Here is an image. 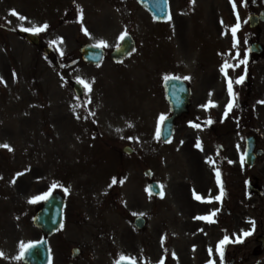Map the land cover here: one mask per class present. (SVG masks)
<instances>
[{"label": "rangeland", "instance_id": "rangeland-1", "mask_svg": "<svg viewBox=\"0 0 264 264\" xmlns=\"http://www.w3.org/2000/svg\"><path fill=\"white\" fill-rule=\"evenodd\" d=\"M81 1V5L87 9L83 10L84 20L81 24L63 23L60 20L59 27L57 21L61 13L54 14V24L49 27L48 37L50 42L57 40L58 37L63 38V43L58 42L54 45L59 48L60 53L79 52L78 43L85 41L87 37L82 28H87L91 35V29L96 33L95 29L98 27L96 22L102 17L99 9L101 5H106L102 0ZM128 1L129 14L127 20H124L122 8L117 10L122 16L116 12L119 16L117 20L119 29L116 31L129 30V32L134 33L137 35L139 45L136 55L122 65H115L111 61H106L98 68H88L80 62L81 69L73 70L74 66L68 62L70 58L66 56L65 65L69 68L63 69L62 73L68 80L62 81L57 72L59 67L55 62L49 61L47 70H43L42 76H39L42 84L40 85V95H38L34 85L30 82L29 71L26 67V63L34 57L36 49L22 50L23 58L21 60H17L16 54L11 51L6 61L1 59L0 54V69L3 68L0 77L6 81V84L0 83V144L7 143L12 148V151H9L0 147V213L12 215L15 212L17 214L20 208L21 212L24 210L27 214V212L32 211L34 214L35 203H30V200L33 196L42 194L40 193L41 187L46 182L42 184L41 180L38 179L30 188L23 187L16 197H14L16 189L13 187L16 180L15 183H12L16 173L28 170L33 165L40 168L38 173L42 169L44 175L48 176L47 191L54 182L57 187L52 191H64V188H68L67 193L70 196L71 208L77 206L80 212L77 225L71 224L69 229L66 228L63 233L52 239L54 253L52 264H68V261H71L69 256L72 246H78L82 251L75 264H115L121 254L134 257L136 260H149V255L153 254L155 229L161 227L164 230L163 235L173 236L172 230L176 228V215L182 211L172 203L175 197L171 192V185L175 184L180 176L176 173L171 174L168 170H180V165L193 164L192 177L197 182L203 181L200 166L208 165L218 168L220 165H224L223 159L231 153L228 146L231 147L233 133L232 131L231 133L223 131L222 134L221 131L218 132L220 130L219 120L218 124L216 123L208 134L203 135L204 138L200 141L202 154L192 153L190 149L182 150L178 142L179 137L175 138L176 146L162 147L155 153L156 139L152 126L154 112L157 111V108L160 107L159 103H161L156 91H154L155 74L153 71L155 54L153 43L156 42L154 38L158 26L153 23L154 21L149 15L142 13L141 8L131 3L130 0ZM175 1L179 2V0ZM17 2L25 1L18 0ZM196 3V8L190 9L192 10L191 15L184 11L187 10L184 8L179 11L180 15L175 13V16L182 15L184 17L182 32H186L187 41L190 43V39L196 33L197 26L193 22L195 18L194 21L202 29L206 30L207 27H212L213 36L218 39L217 41L230 43L227 32H230L231 29H226L234 25L235 18L230 13L229 0H196ZM107 4L108 8H111L109 1ZM230 4L232 3L230 2ZM246 13L248 12L245 7V10L240 13V18H244ZM36 18L40 21L39 14ZM176 20L175 17L169 26H164L166 30H163L165 32L161 30L163 33L158 36L159 40L164 43L169 41L172 33L170 28ZM110 21L116 24L112 14L104 17V22ZM50 23L52 22L50 21ZM33 25H40V23L36 22ZM176 34L179 36L178 33ZM100 35L99 38L107 41L108 46L105 48L108 51L118 45L116 40L111 39L113 35L106 33L105 29ZM205 45L206 50H210L208 53L216 51V48L209 41H205ZM191 52L205 51L192 48ZM211 63L216 65V61L210 62L206 66L208 74L215 70V65L212 66ZM192 72L195 73V65L192 67ZM77 77L88 81L91 84V90H102L100 95L96 92L94 103L102 107L101 116L107 115L105 121L110 124L108 127L110 132L102 130L104 135L117 134L115 150L116 153H120L117 155L118 157L116 155L110 157L114 156L112 153L115 151L112 146L114 144L112 142H100L95 136L93 145L97 148L93 149L94 152L92 153L91 151L88 152L85 156V165L81 167L86 171H77L73 165L78 164L80 166L85 155V149H91L92 132L95 128L100 127V123L96 121L95 124H90L84 117H82L79 126L74 122L73 116L76 113L74 109L77 99H75L68 81L71 78L77 79ZM216 84L220 85L221 82L218 80ZM125 122H129L128 129L130 132L125 126ZM118 123H121V127ZM128 133L132 138L131 140L125 138ZM143 133H146L147 136L138 139ZM126 144H131L134 149H137L134 150L132 156L122 153V147ZM221 144L226 150L221 151L219 149ZM108 156L109 159H107ZM201 156L204 159L203 162ZM209 157L215 161L214 165L207 162ZM146 168L155 171V174L168 188L169 194L165 200L159 201L146 194L144 187L148 180L143 173ZM105 169L108 172L106 175H104ZM208 169L210 170L209 167ZM95 171L102 174L97 175ZM35 175L40 176V174ZM257 175L264 188V173ZM63 176L66 177V180L60 179ZM113 177H116L118 181L123 180L124 183H117L109 188L108 185ZM240 178L243 179V174ZM25 183L23 180L18 182V184ZM243 187L242 185L241 190ZM212 190L213 188L210 189V192ZM127 192H129V196H127ZM124 202L129 208H136L135 211L149 216L151 223L147 231L144 230L141 234H136L131 230L129 224L130 232L124 234L126 218L123 213ZM226 204L229 208L234 205L229 202ZM189 210L192 212L201 209L190 204ZM126 214L131 218L129 213ZM14 218L17 217H10L9 215L6 222L10 223L12 229H16L15 231L19 234L11 237L10 250L2 251L4 256H0V264H21V260L15 259L19 255V244L40 237V232L35 229L30 217L21 221ZM178 218L179 226L183 225L184 221L181 220V217ZM190 223L193 229L194 223ZM200 232L201 230L187 235L188 241L193 244H201L203 237ZM126 238L128 239L127 243ZM166 238L171 240L180 238L182 241L185 239L182 233L174 238ZM251 250V246L247 247L242 250L241 254L250 253V259L254 261L259 257H253ZM200 255L201 253L194 251L193 261L198 260ZM261 258L263 257L261 256Z\"/></svg>", "mask_w": 264, "mask_h": 264}, {"label": "flooded vegetation", "instance_id": "flooded-vegetation-1", "mask_svg": "<svg viewBox=\"0 0 264 264\" xmlns=\"http://www.w3.org/2000/svg\"><path fill=\"white\" fill-rule=\"evenodd\" d=\"M251 8L254 12H258L264 8V0H250ZM45 17L47 18L49 7L54 6L51 0H41ZM71 5L77 7L75 0H72ZM25 7H28L26 4ZM16 9V5L11 0H2L0 1V26L7 28L9 22L15 20V16L12 15V10ZM26 17V8H24V14ZM10 28V27H8ZM20 32V31H19ZM23 38V35H22ZM246 41L245 44L238 42L237 52H239V57L235 54V65L239 63L240 60L247 58L246 64H240L239 67H235L234 73V85L233 90L236 94L234 101V118L239 120V123H243L241 129L249 128L251 129V135L256 138V141L261 142L264 146V104L259 103V101L264 100V22L259 23L256 27L249 29L247 36L243 37ZM39 42L35 47L38 49L37 58L43 56V51L46 49L47 38H38ZM240 37L237 38L239 40ZM260 42L262 44L259 46L260 51L251 52L250 48L254 42ZM9 45V42H4ZM236 52V53H237ZM48 56V53L45 54ZM174 56H177L175 53L170 54V59L164 60L158 58L157 66L158 71L162 67H168V74L172 75L171 67H174ZM196 65V75L193 78V75L188 76L190 79H187V83L191 88V106L188 114L182 115L179 119L177 118V130L181 137L185 140L192 141L195 139L194 131L197 129L192 127L190 122L200 124L206 122L208 117V111H204L201 107L208 103V95L211 92V85L217 80V76L213 74H207L205 59L200 58L197 60ZM175 70V68H174ZM244 75L245 79L242 83H235L236 79ZM165 79L163 78L162 81ZM223 92H217L218 101L222 99ZM160 127V122H159ZM191 168V167H190ZM192 169V168H191ZM254 170V169H253ZM205 210L208 212V207H206L203 212L205 215ZM186 215V213H184ZM208 215V213H206ZM228 216L230 217V228H232V233L235 235V232L240 229V221L244 219V213L240 211L239 208H234V210H228ZM190 216H186V220H183V225L178 227L181 231L187 233L190 231ZM224 214L220 216L216 215L213 217L215 222L209 223L205 221V226L209 230H220L225 231L224 228ZM5 234L8 235L9 229L5 228ZM217 245V244H216ZM216 248V246H215ZM235 259L232 260L234 263ZM157 262H153L156 264ZM158 264V263H157ZM182 264H189L187 261H183ZM237 264H240V262Z\"/></svg>", "mask_w": 264, "mask_h": 264}, {"label": "snow or ice", "instance_id": "snow-or-ice-1", "mask_svg": "<svg viewBox=\"0 0 264 264\" xmlns=\"http://www.w3.org/2000/svg\"><path fill=\"white\" fill-rule=\"evenodd\" d=\"M230 2L232 3V6H233V9L235 10L236 7H237V4H236V0H230ZM192 3H195V0H192ZM80 11V20L82 22V19H83V10L82 9H79ZM12 15L14 16H17L18 19L20 21H25L27 20L28 18L25 17L24 15H21L19 14L15 9L12 10ZM168 19L170 20L171 19V16L168 17ZM221 23H223V21H221ZM23 31H26V32H33V33H39V32H42V31H45L49 26L48 24L45 22L43 23L42 25H33L32 27H23V25H21ZM241 27L240 25V22H239V14L237 13V23H235L232 27H231V35H232V38H233V41H234V44H233V47L235 48L236 47V44L238 43L237 41V37H236V34H237V31L239 30V28ZM82 31L84 32L85 35L87 36H90L91 33H89L88 29L87 28H82ZM128 35L127 31H124L120 34L119 36V39L120 40H124L125 37ZM63 43V38L62 37H58L57 40H52L50 43L52 45H56L57 43ZM97 47H107L108 44H107V41H105L104 39H100L97 41V44H96ZM119 47V45L117 46ZM135 49H133L134 51ZM61 55H63V52L60 53ZM131 53H129L130 55ZM239 52L236 53V56L239 57ZM247 63V58L245 57V59H242L239 61L238 64L236 65H230L227 61L224 62V64L221 66L220 68V71L221 73L224 74L226 80H227V92H228V95L229 97H231L232 99H230L225 107V112H224V116L227 117L228 113L232 110L233 106H234V101H235V96L236 94L234 93L233 91V80L231 78H229L228 76V69L229 68H234V67H239L240 64H246ZM13 75L15 76V73H13ZM165 80H169V79H181V77L179 76H170V75H165L164 77ZM183 79H190V77H183ZM245 79V76L244 75H241L239 76L235 83H242ZM77 80L80 84H82L84 86L85 89H87L88 91H91V84L84 80V79H81L79 77H77ZM0 83H5L6 84V81H4L3 77H0ZM259 103L261 104H264V100H261L259 101ZM209 106H214L213 105V102L210 100L208 104H205V105H202L201 107L203 108H208ZM75 110V109H74ZM89 115L91 116H95V113L92 112V113H89ZM76 118L77 119H80V116L79 114L76 115ZM85 119H87L88 117L85 116L84 117ZM165 120V116L163 114L160 115L159 117V122H163ZM207 123L211 124L212 121L211 119H209L207 121ZM191 126L192 127H195V128H200L201 125L200 124H196V123H192L190 122ZM160 137V127H159V123L157 125V129H156V138L159 139ZM129 139H132L131 137H129ZM181 143H183V141H181ZM0 147L2 148H6L8 149L9 151H12V148L9 144L7 143H4V144H0ZM195 147L198 148V149H201L202 150V144L200 142V140L198 139L196 144H195ZM244 159H245V155H241L240 157V162L241 164H243L244 162ZM207 162L211 165H214L215 164V161L212 160L211 157L207 158ZM229 163H233V161H229ZM214 172H215V177H216V182L217 184L220 186V191H219V195H216L214 198H209L207 202H211L212 199H215L216 201H220L222 199V197L225 195V190H224V187H223V182L221 180V171L219 168H214ZM17 176H20V175H23V173H17L16 174ZM12 183H15V179H13ZM117 183H124L123 180H119L116 178V177H113L112 180H111V183L108 185L109 188H111L113 185L117 184ZM57 187V184L54 182L51 187L49 188L48 191L40 194V195H37V196H33L30 200V203H36L37 201L39 200H47L48 197L51 195V192H52V189L56 188ZM68 188H64V191L65 192H68ZM161 195H163V193H161ZM194 197L195 199L197 200H201L203 201L205 198L198 195V194H195L194 192ZM219 211V209H216V210H213L211 213H209L208 215H203V216H197V217H194V219H198V220H204V221H207L209 223H212V222H215L213 220V217L216 215V213ZM253 225H254V221L252 222ZM61 227H63V225H61ZM201 231H203L201 229ZM251 232L250 231H246L243 233L244 236H248L250 235ZM163 243V238H162V241ZM232 242L230 240V237L228 235H225L216 245V249L215 251L219 254V257H220V260H221V264H223V258H224V246L228 243ZM235 242L239 243V242H242L241 238L239 236H237ZM32 247H34V243L33 242H21L19 244V255L15 257L16 260H20L24 257V255L26 254V252L31 249ZM208 252H209V255L211 256L212 253H213V249L210 247L208 249ZM0 256H4V253L2 251H0ZM172 256L175 257V252L172 253ZM124 260H127L130 262V264H136V259L134 257H129V256H125L123 254H121L119 260L116 261V264H121V261H124ZM158 264H165V258H161L159 261H158ZM207 264H215V261L210 259L208 260Z\"/></svg>", "mask_w": 264, "mask_h": 264}, {"label": "water", "instance_id": "water-1", "mask_svg": "<svg viewBox=\"0 0 264 264\" xmlns=\"http://www.w3.org/2000/svg\"><path fill=\"white\" fill-rule=\"evenodd\" d=\"M140 1L151 10V12L155 15L156 18L158 19L166 18L167 16V12H166L167 2L166 1L167 0H158L160 1L158 4L155 2L156 0H140ZM155 6L158 7L159 10H155L154 9ZM129 47H130V43L126 40L124 46L120 48L116 54L122 55V53H124V51L127 50ZM124 48L125 50H123ZM85 50H88V52L91 51L92 53H95L96 55H98L97 48L86 47ZM50 202L51 200L49 201V205L47 206L48 209L47 210L45 209L43 212L42 211L39 212L38 215L35 217V223L41 227H45V223L47 221L50 224H52L53 220H55L57 217L55 215H58V213L61 212V205H59L57 202L55 203L54 201H52V203ZM57 205L60 206V210ZM36 253L38 254V258L37 260L33 262L34 260L33 256ZM48 258H49V254H48V248H47L46 243L39 244L37 245V247L36 246L32 247L31 249L27 251V254L25 256V260L32 264H46V262L48 261Z\"/></svg>", "mask_w": 264, "mask_h": 264}]
</instances>
